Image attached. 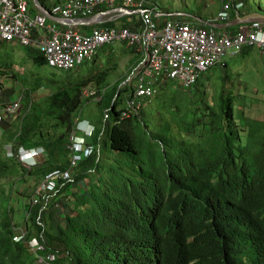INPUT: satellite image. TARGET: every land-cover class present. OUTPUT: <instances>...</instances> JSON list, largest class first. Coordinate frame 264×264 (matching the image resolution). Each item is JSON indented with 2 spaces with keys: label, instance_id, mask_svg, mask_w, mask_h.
I'll return each instance as SVG.
<instances>
[{
  "label": "trees",
  "instance_id": "obj_1",
  "mask_svg": "<svg viewBox=\"0 0 264 264\" xmlns=\"http://www.w3.org/2000/svg\"><path fill=\"white\" fill-rule=\"evenodd\" d=\"M65 1L39 0L48 8ZM31 12H40L34 0ZM253 13L264 15V0H234L231 21ZM133 20L124 27L139 28L141 21ZM94 27L79 29L88 33ZM23 47L34 65L47 66L39 49ZM10 59L0 60L1 99L7 95L1 77L10 72L31 88L23 89L20 111L4 120L2 145L41 146L47 157L28 171L1 153L0 181H26L28 174L38 184L52 168H66L84 89H106L99 102L107 112L91 139L99 153L78 164L73 180L58 186L48 206L27 204L31 213L22 223L28 237L44 242L55 255L53 264H264V120L247 116L246 95L234 94L226 78L216 102L200 103L191 94L152 108V100H144L146 110L123 118L130 89L121 87L117 95L120 83L107 82L117 60L95 71L93 63L84 76L52 69L31 81L15 74ZM45 87L49 93L34 101V92ZM13 220L11 208L0 213V264H41L26 242L13 240Z\"/></svg>",
  "mask_w": 264,
  "mask_h": 264
},
{
  "label": "built area",
  "instance_id": "obj_2",
  "mask_svg": "<svg viewBox=\"0 0 264 264\" xmlns=\"http://www.w3.org/2000/svg\"><path fill=\"white\" fill-rule=\"evenodd\" d=\"M232 1V0H230ZM127 8L141 14L142 26L137 30L124 27H98L90 34L80 32L75 26L62 28L44 13L33 15L30 0H0V43L17 42L23 46L35 47L41 51L52 69L71 71L88 61L94 60L101 48L122 41L132 49L138 58L127 80L131 87L124 117L129 118L141 110L142 102L157 94L156 84L162 80L175 81L182 88L194 87L200 76L220 65L227 53L238 54L243 48L259 50L264 66V28L252 24L241 28L234 35L202 29L192 24L169 21L161 26L156 21L157 8L149 6L146 0H68L55 4L51 14L66 19L88 18L102 10ZM230 3L223 6L214 22L230 19ZM233 50L234 52H230ZM95 89L83 91L84 98L96 95ZM2 90L0 88V98ZM97 93L104 95L105 90ZM24 96L4 102L0 100V134L6 118L14 116L22 106ZM97 99V100H98ZM81 123L71 133V161L66 170L54 169L48 172L36 187L32 204L46 202L56 190L59 181H69L71 172L83 158L95 153V146L88 137H79ZM20 154L8 151L24 167L31 169L37 164L36 149L19 148ZM29 211H26L28 216ZM13 239L26 242L42 264H53L55 255L46 252L38 238H28V228L18 226Z\"/></svg>",
  "mask_w": 264,
  "mask_h": 264
},
{
  "label": "rangeland",
  "instance_id": "obj_3",
  "mask_svg": "<svg viewBox=\"0 0 264 264\" xmlns=\"http://www.w3.org/2000/svg\"><path fill=\"white\" fill-rule=\"evenodd\" d=\"M49 1L50 0H47V2ZM147 1L153 6L158 7L159 11L162 13L194 14L201 20H206V18L209 17H215L221 7V0ZM167 19L168 18H163L162 20L165 21ZM26 51L27 50L17 42H8L0 48V60L2 62H10L12 61L10 58L14 59L16 65L14 70L15 74L23 78H29L31 81L36 73H46L52 70L48 65L44 67L34 65L32 61L25 56ZM128 51H130V49L127 48L126 44L122 41H118L112 47L106 46L102 48L99 52L97 60L94 59L93 61H88L84 63L83 66H79L70 72L84 76L93 66V63L95 66L93 71H95V68L98 70L102 64L107 62V60V64L110 65L112 59H114L119 63V67L116 72L110 73L107 82L110 85L117 82L120 83V85H123V83L127 81L131 71L127 68V63H131V57L128 54ZM230 52L234 51L231 50ZM224 58V64L204 73L196 87L184 89L177 82L168 81L163 90L158 88L159 95L157 94V97L154 96L151 99L152 102L148 104L152 106V108L155 106L158 108L161 104L165 103L166 100H174L175 102H178L180 99L187 98L191 94L194 97V101H198L200 103H202L203 100L216 102L219 90L222 87L221 84L226 78V82L224 84L227 88L234 92V94L246 95L247 103L249 104V107L245 109L247 116L252 119L264 120V66L262 64V55L257 49H251L247 53L232 56L230 58L226 56ZM9 74L8 76L1 77L3 91L7 94L4 95V99H6L5 101H13L14 98L23 92V89L31 88V83L26 84L23 87L19 81L13 79V77L11 75L9 76ZM202 87L204 93L201 92ZM238 87H243L244 89L241 91ZM48 93V87H45L38 92H34L33 100L37 101L39 99H43ZM95 93L96 95H91L90 97L85 98L86 100L81 108V114L83 118L89 119L93 124H101L104 122L103 115L107 109L105 103H100L96 100L100 97V95L97 91H95ZM9 94H11V97ZM41 102L43 103V101ZM126 103L127 102L125 101L123 105L125 106ZM147 108L148 106L146 104L144 109L146 110ZM2 138L3 137H0V155L1 153H4L5 156L4 146L6 143L4 142L2 145ZM1 148L4 152L1 151ZM20 172L21 174H26L22 170ZM19 178L20 177H9L3 178L0 181V213L11 207L12 216L17 223L23 222L25 218V211L27 210L26 206L30 199V195H28L30 193L27 194V192L29 191L30 186L34 185V187H36V178L33 176L31 177L26 174V181ZM15 186H17V188H15ZM32 189L33 188H31L30 191Z\"/></svg>",
  "mask_w": 264,
  "mask_h": 264
},
{
  "label": "clouds",
  "instance_id": "obj_4",
  "mask_svg": "<svg viewBox=\"0 0 264 264\" xmlns=\"http://www.w3.org/2000/svg\"><path fill=\"white\" fill-rule=\"evenodd\" d=\"M68 0H66L65 2H67ZM147 1V0H146ZM64 2V3H65ZM233 2H234V0H232V1H230V0H221V9L219 10V12L217 13V15L215 16V17H213V18H211V19H209V20H200L198 17H196L194 14H185V13H177V14H185V15H187L186 17H180V18H192V19H194L196 22H191V21H187V20H179L180 18H178V19H173L172 20V18L170 17H165V13H162V12H160L159 11V8L158 7H156V6H153L152 4H150L148 1H147V3L149 4V6L150 7H152V8H157L158 10V14L156 15V21L161 25V26H163V25H165L167 22H169V21H179V22H182V23H187V24H192L193 26H195V27H199V28H202V27H200V25H203V26H208L209 27V25H213V24H227V23H229V22H232V21H234V20H232L231 21V6H232V4H233ZM227 3H230V19L229 20H227V21H225V22H214V23H211L212 21H215L216 19H217V16L219 15V13L222 11V8H223V6L225 5V4H227ZM36 4V3H35ZM40 4V3H39ZM58 4V3H57ZM38 6V5H37ZM40 6H42L43 7V5H41L40 4ZM54 6V5H53ZM52 6V7H53ZM30 7H31V0H30ZM39 7V6H38ZM45 7V6H44ZM52 7L50 8V10H48L46 7V9H47V11H49V13L50 14H47V13H45V11L46 10H44V11H42L41 9H40V12L39 13H37V14H40V13H44L45 15H47V16H49V18H50V20H52V21H55V20H53L50 16L52 15L51 14V9H52ZM241 6H238L237 8H240ZM40 8V7H39ZM115 9H126V10H129V11H132V10H130V9H127V8H120V7H118V8H115ZM108 10H112V9H107V10H102V11H99V12H105V11H108ZM32 13V12H31ZM134 14H132V15H135V16H138V19L141 21V25H140V27L142 26V16H141V14H138V13H135V12H133ZM36 14V15H37ZM97 14V13H96ZM96 14H94V15H96ZM93 15V16H94ZM131 15V16H132ZM52 16H54V15H52ZM93 16H90V17H88V18H91V17H93ZM56 17H59V16H56ZM62 18V17H61ZM88 18H83V19H88ZM163 18H168L167 20H165V21H163L162 19ZM66 19V18H65ZM77 19H79V18H77ZM202 21V22H201ZM57 22V21H56ZM58 23V22H57ZM60 23H58V25H59ZM61 26H62V28H65V27H67V26H72V25H62V24H60ZM59 25V26H60ZM252 25V24H251ZM259 25V24H258ZM60 26V27H61ZM247 26H249V25H246V26H237V27H239L234 33H230V32H226L225 31V29H223V30H215V29H213V28H211V27H209V30H214V31H216V32H221V33H226V34H229V35H234L235 33H237L241 28H244V27H247ZM77 29H78V27L77 26H75ZM115 27H118V26H115ZM124 27V26H123ZM139 27V28H140ZM262 27V26H261ZM95 28H98V25L96 26V27H94L93 29H95ZM124 28H129V27H124ZM139 28H136V29H131V30H137V29H139ZM264 28V27H263ZM92 29V30H93ZM202 29H205V28H202ZM227 29V28H226ZM79 30V29H78ZM208 30V29H207ZM80 32H82L81 30H79ZM92 32V31H91ZM90 32V33H91ZM82 33H84V32H82ZM90 33H87V34H90ZM86 34V33H85ZM21 45V44H20ZM114 45V44H113ZM113 45H106V46H110V47H112ZM23 46V45H22ZM106 46H104V47H106ZM127 46V45H126ZM103 47V48H104ZM35 48V47H34ZM128 48V47H127ZM246 48H251V47H245V48H243L242 50H244V49H246ZM102 49V48H101ZM101 49H100V51H101ZM128 49H130V48H128ZM251 49H255V48H251ZM111 50V49H110ZM130 50H132V49H130ZM242 50L238 53V54H236V55H232L231 53H227L226 54V56H228V55H230V56H237V55H240L241 54V52H242ZM40 51V50H39ZM99 51V52H100ZM133 51V50H132ZM259 51V50H258ZM41 52V51H40ZM99 52H98V54L96 55V57L94 58L95 60H97V58H98V55H99ZM134 52V51H133ZM112 53V52H111ZM225 56V57H226ZM133 57H135V59H136V62H137V60H138V58H137V56H136V53L134 52V55H133ZM224 59V58H223ZM223 59H222V63L220 64V65H218V66H222L223 64H224V61H223ZM93 61V60H92ZM136 62L133 64V66L130 68V73H129V76H130V74H131V72H132V69H133V67L135 66V64H136ZM262 64H263V61H262ZM48 65V64H47ZM84 65V64H83ZM83 65H81V66H83ZM80 66V67H81ZM77 67H79V66H77ZM76 67V68H77ZM217 67V66H216ZM216 67H214V68H216ZM52 69V68H51ZM213 69V68H212ZM53 70H56V71H60V72H70V71H61V70H57V69H53ZM72 71V70H71ZM210 71V70H209ZM208 72V71H207ZM206 73V72H205ZM204 75V73L202 74V76ZM129 78V77H128ZM201 78V77H200ZM123 79V78H122ZM128 80V79H127ZM200 80V79H199ZM167 82L168 81H166V80H162V79H160V81L156 84L157 86H156V88H157V94H158V88H161V87H164L166 84H167ZM199 82V81H198ZM196 85H198V83L196 84ZM195 85V86H196ZM128 87L130 90H131V87L127 84V81L126 82H124L123 83V85L121 84L120 86H119V93H120V88L121 87ZM194 86V87H195ZM193 87V88H194ZM1 88V87H0ZM87 89V88H86ZM92 89H95V90H97V91H99V90H105V92H106V89H97V88H92ZM1 90H2V88H1ZM85 90V89H84ZM118 92V91H117ZM129 94H130V91L125 95V98H126V102H128V100H129ZM157 94L155 95V96H157ZM20 95H23L24 96V98H23V101H22V105H23V103H24V101H25V93L24 92H22ZM19 95V96H20ZM19 96H17L16 98H14V100H16ZM117 96V95H116ZM1 97H2V93H1ZM102 97L103 96H101V99H102ZM82 99H83V101L85 102V98L82 96ZM101 99H96L98 102L101 100ZM152 98H150V99H146V100H151ZM0 100L1 101H4V102H11V101H5V100H2L1 98H0ZM127 106V103H126V105L124 106L123 105V107H124V109H125V111H126V107ZM22 107V106H21ZM143 107H144V101L142 102V105H141V110H140V112L142 111V109H143ZM21 109V108H20ZM20 109H19V111H20ZM18 111V112H19ZM17 112V113H18ZM107 112V111H106ZM105 112V113H106ZM139 112V113H140ZM16 113V114H17ZM125 113V112H124ZM124 113H123V115H124ZM138 113V114H139ZM15 114V115H16ZM138 114H136V115H138ZM14 115V116H15ZM13 117V116H12ZM12 117H9L8 119H10V118H12ZM107 117V116H106ZM123 118H127V117H124L123 116ZM6 120V119H5ZM74 128H73V130H72V132H74L75 130H76V127H77V124L78 123H81V127H82V130H80L78 133H77V135L79 136V137H88V141L90 142V143H92L94 146H95V148H96V150H95V153H99V151H100V147H98V146H96L94 143H93V141L91 140L92 138H93V136H94V133H95V125L89 120V119H86V118H83L82 117V114H81V111L79 112V115H77L76 114V117H75V119H74ZM3 123H4V121H3ZM71 132V133H72ZM4 133H5V129H4V126H3V124H2V133L0 134V137H3V135H4ZM71 133H70V136H71ZM70 136H69V145H68V148H69V146H70ZM24 148V149H26V150H29V149H36L37 151H38V154H37V156L35 157L36 158V160H37V164L34 166V167H32L31 169H28V168H26V167H24L16 158H13V157H9L8 155H7V153H8V151L10 150L11 152H13V153H16V154H20V149L19 148ZM4 150H5V155H6V157H8V159H14V160H16L17 162H18V164L22 167V168H25L26 170H28V171H32V170H34L41 162H42V159H46V157H47V153H46V150L43 148V147H41V146H38V147H29V148H27V147H24V146H17L14 142H8V143H6L5 144V146H4ZM94 153V154H95ZM71 151H70V149H69V163H68V166L66 167V168H64V169H62V168H59V167H56V168H52V170H54V169H62V170H66V169H68L69 168V166H70V161H71ZM93 154V155H94ZM92 155V156H93ZM91 157V156H90ZM87 158H89V157H87ZM87 158H83L82 159V161L84 160V159H87ZM82 161H80V162H82ZM79 162V163H80ZM78 163V164H79ZM78 166V165H77ZM76 166V167H77ZM76 167H74L73 168V170H72V172H71V179L69 180V181H59V183H58V185H57V188H56V190L53 192V194H52V196L48 199V201L46 202V204L44 203V202H39V203H41L42 204V208L43 207H46V206H48L50 203H51V201L54 199L53 197L55 196V194H56V192L59 190V188H58V186L59 185H64L65 183H67V182H70V181H72L73 180V172H74V169L76 168ZM51 170V171H52ZM50 172V171H49ZM47 174V173H46ZM43 179V178H42ZM41 179V180H42ZM41 182V181H40ZM39 182V183H40ZM39 183L38 184H36V187L39 185ZM36 187H34L33 186V189L30 191L31 192V194H30V201L27 203V204H31V205H35V204H32V197H33V194H34V192H35V189H36ZM15 188H17V186H15ZM38 204V203H37ZM11 208V207H10ZM26 208H27V206H26ZM26 211H29V214H28V216H26ZM25 211V218H24V220L25 219H27L28 217H29V215H30V213H31V210L30 209H28L27 208V210ZM13 222H14V228H15V231L17 232V230H16V228L18 227V226H25L24 225V223H17L15 220H13ZM27 227V226H26ZM15 232V233H16ZM14 233V234H15ZM14 236V235H13ZM27 237H28V234H27ZM32 237H36V236H31V237H28V238H32ZM36 238H38V237H36ZM39 239V238H38ZM14 240V239H13ZM40 240V239H39ZM15 241V240H14ZM42 242V241H41ZM44 243V242H43ZM45 247H46V245H45ZM30 248V247H29ZM46 252H49V251H47V249H46ZM33 253V252H32ZM34 254V253H33ZM35 256V255H34ZM36 257V256H35ZM37 260V259H36ZM40 263V262H39ZM42 264V263H41Z\"/></svg>",
  "mask_w": 264,
  "mask_h": 264
},
{
  "label": "water",
  "instance_id": "obj_5",
  "mask_svg": "<svg viewBox=\"0 0 264 264\" xmlns=\"http://www.w3.org/2000/svg\"><path fill=\"white\" fill-rule=\"evenodd\" d=\"M34 2L36 3V5L40 7L42 11L46 10L45 13L50 14L49 11H47V9L44 6L43 7L40 6L39 0H34ZM121 12L125 14H131V15L134 14L132 11H129L126 9H121ZM105 15H106L105 13H101L98 15H94L93 17L88 18V19H83V18L65 19V18L56 17L52 15L50 17L62 25H72V26H77V27L88 26L89 27V26H95V25L102 24L104 22L103 18L105 17ZM251 24H259L260 26L264 27V15L259 14V13H253V14H249L244 17L237 16V18L234 21L229 22L227 24H213V25H209V27L215 30H223L229 27L246 26V25H251ZM200 77H202V75ZM118 94H119V89H118L117 95Z\"/></svg>",
  "mask_w": 264,
  "mask_h": 264
},
{
  "label": "crops",
  "instance_id": "obj_6",
  "mask_svg": "<svg viewBox=\"0 0 264 264\" xmlns=\"http://www.w3.org/2000/svg\"><path fill=\"white\" fill-rule=\"evenodd\" d=\"M222 6V5H221ZM48 10H50V7L48 8V7H46ZM220 9H221V7H220ZM101 13H103V12H98L96 15H98V14H101ZM106 15H105V17L103 18V23L102 24H104V23H110V22H113V23H115L116 24V26H118V27H123V26H125L126 24H128V23H133V17L135 16V15H132L131 16V14H125V13H123V12H121V9H112V10H108V11H105L104 12ZM165 15V17H171L172 18V20L174 19H178V18H180V17H186L187 15H185V14H177V13H171V14H169V13H165L164 14ZM137 18H138V16H136ZM211 18H213V17H209V18H206V20H209V19H211ZM201 20V19H200ZM188 21V20H187ZM100 25V24H99ZM64 26V25H63ZM95 26H97V25H95ZM82 27V26H81ZM89 27H92V26H89ZM80 27H78V29H79ZM229 28H234V27H229ZM80 30V29H79ZM82 32H84V33H86L87 34V31L85 32V31H82ZM227 32H230V30L229 31H227ZM88 33H90V32H88ZM241 55V54H240ZM131 57V63H127V68H128V70H130V68L133 66V64L136 62V59H135V57H132V56H130ZM227 57H232V56H230V55H228ZM223 61H225V58L223 59ZM34 186V185H33ZM33 186H30V189L31 188H33ZM27 188V187H26ZM25 188V189H26ZM30 189H29V191L27 192V193H30L31 194V192H30ZM29 201H30V199H29Z\"/></svg>",
  "mask_w": 264,
  "mask_h": 264
}]
</instances>
